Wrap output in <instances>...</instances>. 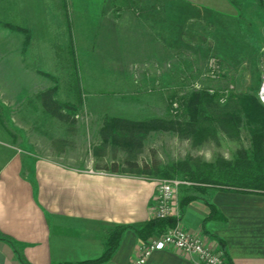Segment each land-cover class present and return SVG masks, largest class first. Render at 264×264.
Returning a JSON list of instances; mask_svg holds the SVG:
<instances>
[{
    "label": "rangeland",
    "instance_id": "rangeland-1",
    "mask_svg": "<svg viewBox=\"0 0 264 264\" xmlns=\"http://www.w3.org/2000/svg\"><path fill=\"white\" fill-rule=\"evenodd\" d=\"M237 1L256 25L251 38L243 30L237 32L238 39H229L223 17L197 29L189 17H175L171 11L168 20L177 21L182 29L176 38L170 30L161 37L158 24L150 22L159 9L154 12L148 0L145 7L143 1L139 6L132 0L125 4L120 20L116 15L117 40L105 39L101 45L91 39L66 41L86 43V49L78 50L83 54L73 50L68 54L60 40L33 39L32 31L16 22V8L0 6V167L21 154L76 164L116 162L121 171L161 179L179 161L233 159L240 147H250L246 130L239 140L219 137L199 146L173 131H153L138 154L130 155L123 146L104 142L101 128L106 117L118 114L184 118L181 99L195 90L218 91L222 102L231 91L258 94L264 8L260 0ZM111 11L117 14L115 4ZM213 59L218 65L211 73ZM50 89L53 95L48 94L46 101L42 94ZM128 158L141 167H127ZM146 164L154 168L145 171Z\"/></svg>",
    "mask_w": 264,
    "mask_h": 264
},
{
    "label": "crops",
    "instance_id": "crops-1",
    "mask_svg": "<svg viewBox=\"0 0 264 264\" xmlns=\"http://www.w3.org/2000/svg\"><path fill=\"white\" fill-rule=\"evenodd\" d=\"M131 1L0 0V6L16 8V22L29 28L33 39L60 40V47L68 54L73 53L71 50L83 54L78 50L86 49V43L66 41L91 39L101 45L105 39L117 40L116 15L120 20L121 11ZM135 1L139 6L143 1L144 7L147 3ZM148 1L154 12L156 7L159 9L160 16L150 22L158 24L160 36L170 30L176 38L182 29L177 21L168 20V11L175 17H189L197 29L205 23L213 25L223 17V29L232 40L238 39L237 32L246 31L248 39L257 30L239 1ZM114 4L117 14L111 11ZM116 45L118 49L117 41ZM113 116L139 118L130 114ZM220 137L227 138L224 134ZM112 164H76L21 154L5 161L0 167V232L11 242L0 238V264L94 262L102 258L118 226L125 228L112 254L88 264H135L147 240L137 227L154 219L152 207L159 179L121 171L119 163ZM177 202L183 226L204 238L212 248L224 249L230 264H264V192L183 187ZM145 264L204 263L169 248L155 251Z\"/></svg>",
    "mask_w": 264,
    "mask_h": 264
},
{
    "label": "trees",
    "instance_id": "trees-1",
    "mask_svg": "<svg viewBox=\"0 0 264 264\" xmlns=\"http://www.w3.org/2000/svg\"><path fill=\"white\" fill-rule=\"evenodd\" d=\"M260 3L264 8V0H260ZM11 27L20 29L18 26L12 25ZM48 94L52 96L53 90L43 92L42 95L46 101ZM226 97L223 96L224 102H222L218 91L206 89L192 91L181 99V105L186 110L184 118L130 119L108 116L101 128V135L104 142L112 143L114 146H123L128 154L137 155L139 147L153 131H173L181 138L191 140L193 145L199 146L207 141H219L221 134L229 139L239 140L242 130H246L250 136V147H240L233 159L219 157L213 162L179 161L171 165L170 170L166 171L164 176L190 179L197 183L193 187L201 191H205L208 187H219L264 192V104L257 93L231 91ZM133 158L126 159V166L131 169L140 168L138 161ZM116 164L114 162L112 165ZM150 167L153 166L146 164L142 168L146 171ZM176 174L184 175L176 176ZM212 213L214 214V207ZM175 223L176 220L173 218L150 219L137 227V230L143 238H148L155 231L162 232L174 226ZM124 228V226L116 228L108 242V248L99 260H104L112 254ZM0 238L11 242V239L1 232ZM97 261L76 264L96 263Z\"/></svg>",
    "mask_w": 264,
    "mask_h": 264
},
{
    "label": "built area",
    "instance_id": "built-area-1",
    "mask_svg": "<svg viewBox=\"0 0 264 264\" xmlns=\"http://www.w3.org/2000/svg\"><path fill=\"white\" fill-rule=\"evenodd\" d=\"M214 61V62H213ZM217 62V63H215ZM218 61H211V73L216 71ZM213 67V68H212ZM258 97L264 104V57L262 59L261 85ZM95 172V169H90ZM197 183L182 177H165L159 179L157 191L152 207L154 219L176 220L174 226L162 232H154L147 238L140 250L135 264H145L150 256L158 250L169 248L179 249L189 255L197 257L204 264H230L224 249H214L207 245L204 238L197 236L182 224V212L177 205L178 193L183 187H193Z\"/></svg>",
    "mask_w": 264,
    "mask_h": 264
}]
</instances>
